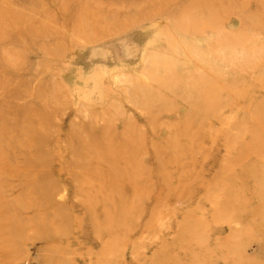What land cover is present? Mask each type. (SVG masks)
I'll list each match as a JSON object with an SVG mask.
<instances>
[{
    "label": "rangeland",
    "instance_id": "374dc122",
    "mask_svg": "<svg viewBox=\"0 0 264 264\" xmlns=\"http://www.w3.org/2000/svg\"><path fill=\"white\" fill-rule=\"evenodd\" d=\"M185 5L0 0V264H264V0Z\"/></svg>",
    "mask_w": 264,
    "mask_h": 264
},
{
    "label": "bare ground",
    "instance_id": "6f19581e",
    "mask_svg": "<svg viewBox=\"0 0 264 264\" xmlns=\"http://www.w3.org/2000/svg\"><path fill=\"white\" fill-rule=\"evenodd\" d=\"M195 0H186V5L184 6V8L186 9H197V11L201 14V15H205L206 12L210 11L209 15H215L216 14V9L218 7H222L224 5H229V3L233 4V0H199L197 4H193ZM164 5V4H163ZM168 4H165V6H167ZM3 6V5H2ZM224 8V7H223ZM79 12H78V15L77 17L75 18L76 21H72L74 26L77 25V28L80 27V29L83 31V33L85 34H89V32L87 30H89V23L88 22V17H87V14H88V11H91V10H86L84 7H81V8H78ZM29 16V14H28ZM37 16V15H36ZM78 16H80V21L77 20L79 19ZM92 17V16H91ZM46 18V17H45ZM30 20V19H29ZM28 20V21H29ZM36 20V19H35ZM46 20V19H45ZM168 20V19H167ZM67 21V20H66ZM26 23V22H25ZM24 23V24H25ZM33 24V23H32ZM31 24V25H32ZM39 27V26H38ZM195 28H198V27H195ZM79 29V28H78ZM26 34H32V33H36L37 32H34V30L32 29H29L28 31L24 32ZM49 34V33H48ZM38 35V34H37ZM44 36V35H42ZM35 38V37H34ZM70 39V38H69ZM19 118H17L15 121H5V128L3 129V131L0 133V137L1 138H13V137H16V138H19V137H22V136H27V137H36L37 139H39L40 137H45L44 135H39L37 134L36 132L34 133H31V131H34L36 129V126L33 125V124H26V125H23V126H20V124L17 123V120ZM39 123L42 125L41 121L39 120ZM40 126V125H39ZM41 128V126H40ZM10 131V132H8ZM9 133V134H8ZM106 133V132H105ZM43 139V138H42ZM34 149V148H33ZM2 185V184H0ZM2 188V186L0 187ZM14 205V204H13ZM5 209V208H4ZM3 210V209H2ZM10 211V210H9ZM8 212V211H7ZM11 214V213H9ZM1 215V214H0ZM6 216V214H5ZM54 219V218H53ZM21 223V222H20ZM18 226V225H17ZM25 226V224H24ZM29 226V225H28ZM9 227V226H8ZM22 227V226H21ZM24 228V227H23ZM26 228V227H25ZM10 229V228H9ZM23 230V229H21ZM4 231V230H3ZM12 231V229H11ZM4 233V232H3ZM12 233V232H11ZM11 235V234H10ZM3 242V241H2ZM1 243V242H0ZM4 244V243H3Z\"/></svg>",
    "mask_w": 264,
    "mask_h": 264
}]
</instances>
